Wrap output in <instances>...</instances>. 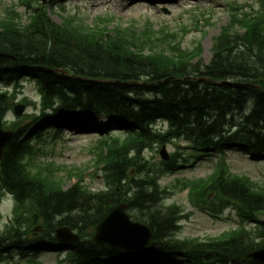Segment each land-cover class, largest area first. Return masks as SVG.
<instances>
[{
    "label": "trees",
    "instance_id": "1",
    "mask_svg": "<svg viewBox=\"0 0 264 264\" xmlns=\"http://www.w3.org/2000/svg\"><path fill=\"white\" fill-rule=\"evenodd\" d=\"M234 18L233 25L216 38L209 64L201 58L193 62L201 55L200 46L194 52L183 50L177 35L165 31L162 44L156 45L131 29L93 28L72 19L57 25L44 10H35L27 25L10 15L0 19V84L15 83L17 90L22 78L32 76L43 106L40 116L30 115L7 127L15 135L0 163V192L11 194L16 207L12 228L0 233V264H18L7 256L13 249L23 251L27 244L56 240L58 227H70L81 235L89 232L119 204L127 205L135 221L150 226L149 251L155 254L185 257L193 264H241L246 255L264 248V240L257 243L244 231L225 241L172 240L181 209L165 206L159 174L149 173L143 157L150 144H165L170 137L184 138L201 152L237 145L253 155H264V13L237 11ZM226 80L260 88L238 91L217 84ZM16 97L0 91L1 116L12 110ZM247 103L250 112L244 114ZM77 119H106L100 130H110L113 122L125 126L121 134H104L99 140L95 171L107 188L98 193L87 188L83 172L77 184L65 189L61 171L34 163L41 149L32 140L44 143L45 127ZM159 119L169 122L168 132L154 129ZM41 120L45 124L38 126ZM173 164L174 159L166 169L175 170ZM251 184L222 170L198 186L197 192L191 184L189 198L209 206L231 200L245 219L257 221L264 212V190ZM113 253L86 238L74 247L69 260L89 264L95 257Z\"/></svg>",
    "mask_w": 264,
    "mask_h": 264
},
{
    "label": "rangeland",
    "instance_id": "2",
    "mask_svg": "<svg viewBox=\"0 0 264 264\" xmlns=\"http://www.w3.org/2000/svg\"><path fill=\"white\" fill-rule=\"evenodd\" d=\"M21 0H0V17L7 14L8 10L16 11L21 14L22 23L28 24L29 18L27 13L31 10L28 6L20 4ZM231 0H174L172 4H161L159 0H49L45 5L49 10L50 17L55 24L59 25L69 17H77L84 20V23L92 26L98 19H110L111 30L115 26L129 27L133 26L136 30H142L147 20L157 29L161 26H168L170 30L179 32L181 27L186 28L189 32L184 37V46L192 48L193 42H197L202 47L200 58L204 63H209L212 58V48L216 41L215 38L221 34V28L226 26L230 21ZM257 0H237L239 5H251ZM258 4L256 7L258 8ZM32 8V7H31ZM200 11V12H198ZM200 19V28L195 26L196 21L194 16ZM1 19V18H0ZM210 21L206 25V21ZM82 22V21H81ZM108 29V30H109ZM27 78V77H26ZM25 89L23 94L18 96L20 101L24 97L32 100L33 105L26 108L27 114H39V96L36 87L30 82L25 81ZM10 121L12 116L10 115ZM165 129L167 126L164 127ZM60 139L55 141L51 137L47 138V142L43 145V153L35 160L40 163L41 167L47 165L52 166V171L58 174L67 175L69 168H78L83 170L84 178L87 186L93 190H101L104 183L100 175H95L93 161V148L96 145L97 136L84 137L88 135L80 134L79 129L69 127L64 129ZM40 146V145H38ZM180 147H185L183 141L174 142L167 145L168 154L182 152L189 154V150H182ZM160 143L151 145L144 150L143 156L150 163L158 165L161 161ZM217 156L206 159L202 157L199 161H194L190 165H181L180 173L167 174L163 176L161 183L163 186H170L176 181V178L196 179L208 177L216 165ZM96 161V159H94ZM227 163L233 173L247 175L253 181L264 185V162L257 159H250L247 155L242 154L238 150H230L227 155ZM68 176V175H67ZM78 179L73 177L65 180V188L77 184ZM168 204L177 203L185 208L184 219L182 220L181 238L206 239L216 237L223 232L235 229L239 226L240 221L235 213L225 210L218 217L206 214L193 208L187 197V191H177L170 193L165 201ZM13 210V201L11 197L6 196L0 201V230L9 220ZM58 252L53 253L51 250H46L39 257V260L44 264H56ZM177 264V263H176ZM180 264V263H179ZM181 264H185L184 262Z\"/></svg>",
    "mask_w": 264,
    "mask_h": 264
},
{
    "label": "water",
    "instance_id": "3",
    "mask_svg": "<svg viewBox=\"0 0 264 264\" xmlns=\"http://www.w3.org/2000/svg\"><path fill=\"white\" fill-rule=\"evenodd\" d=\"M228 86L236 87V88H243L248 87L241 84H228ZM17 111V110H16ZM22 111V108H21ZM18 112V111H17ZM12 138V134L8 132H4L1 128L0 122V160L3 156L4 149L9 144ZM118 224H123L124 226L128 225V227L135 228L134 226H138L137 224L134 225L128 218V216L124 213L123 207L120 206L112 214L106 218L100 226L97 227V233L94 237V242L101 243V242H110V243H118L121 242V237L118 235L113 229H115ZM115 234L117 237H114ZM58 236L63 242L67 243H75L79 240V237L72 232L70 228H61L58 230Z\"/></svg>",
    "mask_w": 264,
    "mask_h": 264
},
{
    "label": "bare ground",
    "instance_id": "4",
    "mask_svg": "<svg viewBox=\"0 0 264 264\" xmlns=\"http://www.w3.org/2000/svg\"><path fill=\"white\" fill-rule=\"evenodd\" d=\"M28 77V76H27ZM26 78V77H25ZM73 250H74V247H73Z\"/></svg>",
    "mask_w": 264,
    "mask_h": 264
}]
</instances>
